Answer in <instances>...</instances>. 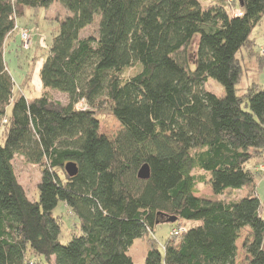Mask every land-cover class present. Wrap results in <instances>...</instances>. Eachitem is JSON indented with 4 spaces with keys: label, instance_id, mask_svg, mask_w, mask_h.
Listing matches in <instances>:
<instances>
[{
    "label": "trees",
    "instance_id": "trees-1",
    "mask_svg": "<svg viewBox=\"0 0 264 264\" xmlns=\"http://www.w3.org/2000/svg\"><path fill=\"white\" fill-rule=\"evenodd\" d=\"M53 1L0 0V264H135L128 251L142 237L145 264H235L243 228L245 264H264L261 200L196 195L198 183L220 195L262 175L245 164L264 156V89L238 93L237 84L238 54L264 58L251 36L264 0H57L67 14L39 68L46 91L14 94L5 53L21 42L18 22ZM95 22L97 35L82 36ZM208 78L223 96L205 89ZM100 113L120 123L114 139L99 132ZM15 155L40 168L36 200L16 177ZM145 163L150 176L140 179ZM59 201L80 228L66 244L52 215ZM171 215L172 228L190 225L161 252L149 233Z\"/></svg>",
    "mask_w": 264,
    "mask_h": 264
},
{
    "label": "rangeland",
    "instance_id": "rangeland-1",
    "mask_svg": "<svg viewBox=\"0 0 264 264\" xmlns=\"http://www.w3.org/2000/svg\"><path fill=\"white\" fill-rule=\"evenodd\" d=\"M217 0H200L202 6L208 7L214 4ZM228 3H232L233 0H226ZM30 9H26L25 15L18 22V31L21 28H27L30 34L29 47L25 49L23 47L22 41L19 38H15L11 44V48L5 53V61L7 63V68L12 76L14 87V94L21 93L26 97H38L46 89L41 85L39 78V68L48 54V46L51 42L52 37L56 34L58 29V19H63L67 14L66 10L61 6V4L54 0L48 8H40L37 14H32ZM17 33V32H16ZM97 35V23H93L91 26L87 27L81 32L82 36L87 35ZM16 34L11 35L8 40L15 37ZM251 36L255 40V49L264 53V16L261 22L253 29ZM195 44V40L190 46V49ZM23 48L22 50L19 48ZM241 64L244 69V75L241 81L237 84L238 93L244 92L252 84H256L259 88L264 89V65L261 67L259 64L264 62V58H260V61L243 54H238ZM135 68H131L129 72L134 71ZM206 90L216 94L217 96L224 95V89L220 83L212 78H208L204 84ZM49 95L54 100H58L62 103L67 102L66 95L51 89H47ZM81 104V103H80ZM83 105V104H81ZM99 132L109 139H114L117 133L121 129L120 123L113 118H107L105 113H100L99 115ZM1 130L0 127V141H1ZM250 153V150L247 151ZM248 168L260 167L262 171L261 176L254 178V185L244 186L240 189L225 190L220 195H215L208 183H198L196 185V195L210 200L221 199L226 202L237 201L242 197L250 194H255L263 204L264 218V156L259 157L258 155L250 158V160L245 164ZM14 171L19 183L23 186L28 198L30 200H36L38 198L37 183L40 179V168L36 164H31L27 162L22 156L15 155L13 160ZM193 174H203L207 178V174L203 171H193ZM52 215L56 217L60 224V234L59 241L62 244L68 243L74 235L80 234L79 222L74 214L69 210L63 201H59L55 208L52 210ZM161 222L158 223L153 232L149 233V237L152 242L155 243L157 248L163 252V246L166 240L171 236L172 224L166 222L164 218H161ZM184 224V223H183ZM175 226L173 228L184 227L187 228L190 222H185V225ZM249 229L243 228L240 231L239 238L236 241L237 245V256L235 264H245V253L242 248V243L245 238L249 237ZM178 235V234H177ZM175 236V235H174ZM148 237V238H149ZM149 247V242L145 237L137 238L133 241L129 248V255L133 258L135 264H145L144 258L147 248ZM53 262L50 261L51 264Z\"/></svg>",
    "mask_w": 264,
    "mask_h": 264
},
{
    "label": "water",
    "instance_id": "water-1",
    "mask_svg": "<svg viewBox=\"0 0 264 264\" xmlns=\"http://www.w3.org/2000/svg\"><path fill=\"white\" fill-rule=\"evenodd\" d=\"M64 170H65V172L67 173V175L70 176V177L76 175L77 172H78L77 165H76L74 162H72V161H69V162H67V163L64 165ZM137 176H138V178H140V179H148V178H149V176H150V171H149V167H148V165H147L146 163L143 164V165L139 168L138 173H137ZM164 220H165L166 222L173 223V222H175V221L177 220V217L174 216V215L166 216V217L164 218Z\"/></svg>",
    "mask_w": 264,
    "mask_h": 264
},
{
    "label": "built area",
    "instance_id": "built-area-1",
    "mask_svg": "<svg viewBox=\"0 0 264 264\" xmlns=\"http://www.w3.org/2000/svg\"><path fill=\"white\" fill-rule=\"evenodd\" d=\"M236 15H241L240 12L236 11ZM20 37H21V41H22V44H23V47L25 49H27L29 47V43H30V34H29V30L27 28H21L20 29ZM83 104L82 102H79L77 104V107L78 108H84V105H81ZM185 231V228L184 227H179V228H172L171 229V233L172 235H177L181 232Z\"/></svg>",
    "mask_w": 264,
    "mask_h": 264
}]
</instances>
